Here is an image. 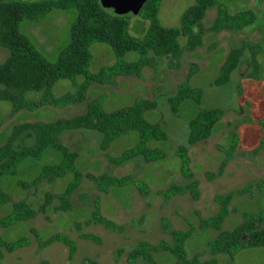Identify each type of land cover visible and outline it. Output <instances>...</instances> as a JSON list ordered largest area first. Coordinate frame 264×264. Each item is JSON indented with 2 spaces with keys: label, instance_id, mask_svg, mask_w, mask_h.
Returning <instances> with one entry per match:
<instances>
[{
  "label": "rangeland",
  "instance_id": "1",
  "mask_svg": "<svg viewBox=\"0 0 264 264\" xmlns=\"http://www.w3.org/2000/svg\"><path fill=\"white\" fill-rule=\"evenodd\" d=\"M230 15L240 12L253 11L256 13V21L241 33L222 31L206 34L204 46L195 53H186L180 69L169 66L166 58L158 59L156 71L145 69L142 79L124 78L117 84V89L130 85L134 90L131 95L120 96L113 93L110 87L96 85L91 87L88 99L101 97L103 109L113 112L132 104L133 97L149 99L156 102V110L146 112V118L152 123H160L168 135L166 141H152L149 147L158 149L166 158L147 164L142 158L133 159L121 165H116L107 159V154L118 158L125 151L130 150L138 143L136 132L123 136L112 143L107 152L102 150L104 135L98 131L81 129L67 131L64 135V145L70 152L78 153L76 170L95 175L108 174L122 178L126 176L142 179L150 187L149 196L144 199L137 190L140 182L131 183L125 187L112 188L108 194L100 192L96 185L84 178L79 189L73 197V209L70 212L53 213V207L30 222H22L14 227L2 230L0 237L7 242H15L23 237H31L32 244L29 247L9 253L0 247L4 253L1 264H41L47 261L49 264H85L87 258L105 264H127L126 253L132 251L140 242L158 244L161 241H172L170 231L192 230L193 235L187 242L189 257L207 250L208 245L219 234L216 229L202 230L199 228L202 220L209 219L219 211V205L215 202L216 196L226 195L250 186L249 179L232 180L229 186H225L224 179L218 177L209 180L210 173H218L222 163L228 162V166L248 165L264 168V0H218ZM195 0H164L160 20L164 27H178L181 17L193 5ZM131 20L130 34L135 37H143L149 28V23L141 15L129 14ZM217 16V9L207 12L205 24L210 27ZM185 42V40H182ZM248 42L255 46L258 53L259 71L253 72V65L249 52L244 54L240 67L231 75L230 82L223 86H215L213 83L220 74V68L230 50L237 45ZM93 61L91 72H97L104 66L114 65L116 62L114 53L108 45L96 44L91 49ZM5 54L8 50L5 49ZM139 55L129 53L127 61H137ZM53 63L54 59H47ZM5 58H0V63ZM198 64L197 74L191 80V86L203 91L201 105L189 100L181 105L178 113H173L169 98L177 90L178 85L186 81L192 62ZM83 78H81V81ZM136 83V85H135ZM67 92H75L73 85L68 80L60 81L54 88L56 96H62ZM37 96L30 93V99ZM88 100V101H89ZM88 103L73 105L64 109V118L69 119L87 112ZM222 110L224 118L215 127L211 138L194 148H190L191 170L200 182L201 199L194 201L189 194L176 196L167 201L158 192L167 189L172 184H187L190 180L182 175V161L177 156L178 147H188L190 135V121L200 112L209 110ZM12 105L0 103V124L9 125L12 119ZM27 115H22L23 121ZM3 127H0V132ZM66 133V132H65ZM6 132L2 133L6 137ZM21 136L14 144L16 150L35 144V135ZM3 139V138H1ZM62 139L59 138V142ZM1 141V140H0ZM3 141V143H5ZM43 156L41 164L36 158H30L19 165V173L15 177H6L1 182V187L10 194L12 202L25 200L31 207L38 211L45 201V195L49 192L61 194L67 185L74 179L72 174L54 183L47 180L39 185L32 182L42 175L46 166H54L62 160L61 155ZM35 165H31L30 163ZM44 164V166H43ZM226 167V168H227ZM225 168V169H226ZM224 180V181H222ZM248 183V184H247ZM255 187H249L246 195H253ZM261 193V191H259ZM248 196L236 195L229 207V215L222 225L223 231H231L241 225L247 213H258L264 210V201ZM55 204H58L56 201ZM105 218L114 221L120 230H112L104 225L93 223L94 212L98 211ZM11 212V206L0 208V219ZM169 226L168 230L164 228ZM38 231L35 237L30 229ZM66 235L76 241L78 251L73 259L69 258V249L62 243L41 248L38 240H48L55 235ZM81 234H93L102 239V244L84 240ZM125 250L119 259L116 251ZM156 258L166 264L174 261L170 254L155 255ZM206 254L203 259H209ZM137 264H145L139 261Z\"/></svg>",
  "mask_w": 264,
  "mask_h": 264
},
{
  "label": "trees",
  "instance_id": "2",
  "mask_svg": "<svg viewBox=\"0 0 264 264\" xmlns=\"http://www.w3.org/2000/svg\"><path fill=\"white\" fill-rule=\"evenodd\" d=\"M164 0H147L140 14L148 23L149 28L143 37L130 34V15H117L103 4V0H47L41 2H0V46L9 51L8 58L0 63V103L12 105L13 115L21 111H35L45 106L57 109L70 105L88 103L87 112L69 119H60L53 123H23L16 125L6 142L0 145V208L11 206V212L0 219V229L7 230L22 222L34 220L38 213L53 207V213L70 212L73 209V197L84 178L91 180L97 189L108 194L112 188L125 187L131 183L140 184L137 190L146 199L150 194V187L142 179L126 176L117 178L108 174L95 175L76 170L78 153L70 152L69 148L59 142L61 135L67 131L87 129L102 133L104 141L102 150L107 152L117 139L136 132L138 143L120 157L114 158L107 154V159L121 165L133 159L142 158L145 163L164 160L167 156L158 149H152V141H166L168 135L160 123H152L146 118V112L156 110L157 104L145 98H138L133 105L123 107L113 112L103 109L101 97L89 100L88 93L94 84L114 85L119 77H134L142 79L145 69L156 71L159 58H166L170 67L180 69L186 53H194L204 46L206 34L209 32L229 31L241 33L256 21L253 11L240 12L230 15L218 0H195L181 17L178 27H164L160 20V11ZM217 9V16L212 25L207 27L205 20L207 12ZM74 11L76 20L71 29V41L59 54L55 62H49L35 45L21 32V25L25 21H32L46 17L54 11ZM185 40V42H182ZM96 44L108 45L115 56L114 65L104 66L97 72H91L93 61L92 47ZM246 52L250 53L253 73H258V53L255 46L248 42L234 46L228 53L220 68V74L213 85L223 86L230 82L231 75L242 62ZM129 53L139 55L137 61L126 60ZM199 66L192 63L186 81L178 85L176 93L169 98L171 110L178 113L181 105L189 100L201 105L203 91L191 86L192 78L197 74ZM81 78L83 80L81 81ZM68 80L75 92H67L62 96L54 94V88L60 81ZM30 93L37 96L30 99ZM89 100V101H88ZM224 118L222 110L200 112L190 121V135L188 147H178L176 154L182 161V175L190 180L187 184H172L167 189L159 191L167 201L176 196L189 194L194 201H200V182L191 170L189 149L208 141L215 127ZM32 132L36 142L33 146H26L20 150L14 147L15 142L25 133ZM53 150L59 153L62 160L54 166H46L40 178L32 184L39 185L47 180L54 183L72 174L74 179L61 194L49 192L45 195L44 203L39 210H34L28 202L21 200L12 202L10 194L2 187L1 182L6 177H15L19 173V165L30 158L41 161L43 155ZM229 163L223 162L218 173H210L209 180H215L224 174ZM249 187H255L264 193V179L250 186L222 196H216L215 202L219 211L209 219L202 220L199 228L202 230L216 229L218 236L209 243L203 253L192 257L187 253V242L193 235L192 230H171L172 241H161L158 244L140 242L129 252L116 251L119 259L124 253L127 264H166L156 258L157 255L170 254L174 261L170 264H218V256L226 254L230 257L229 264H235L236 254L243 250L264 246V210L258 213H247L241 225L231 231H223L222 225L229 215V207L236 195H245ZM58 204H55V202ZM93 223L104 225L108 229L120 230L114 221L94 212ZM169 226H165L166 231ZM32 235L38 231L30 229ZM82 239L102 244V239L93 234H81ZM39 238V237H38ZM41 248L53 243H62L69 249V258L73 259L78 251L76 241L66 235H55L48 240H38ZM31 237H23L15 242H7L0 237V247L12 253L29 247ZM206 254L209 259H203ZM4 253L0 251V264ZM41 264H49L42 261ZM85 264H105L87 258Z\"/></svg>",
  "mask_w": 264,
  "mask_h": 264
},
{
  "label": "crops",
  "instance_id": "3",
  "mask_svg": "<svg viewBox=\"0 0 264 264\" xmlns=\"http://www.w3.org/2000/svg\"><path fill=\"white\" fill-rule=\"evenodd\" d=\"M11 1H22V2L30 3V2H41L47 0H0V2H11ZM76 17H77L76 12L72 10L54 11L44 18L23 22L21 25V32L35 45V47L43 54V56L46 59H54V58L57 59L59 54L68 46V44L71 41V29L73 23L76 20ZM3 51H5V49L0 46V58L4 57L6 60L9 56V52L6 55L5 52ZM192 63H195V61H193ZM124 78H134V77H119L114 85H105V86L110 87V90H112L114 94L120 95L121 97L126 95L128 96L129 94L131 95V93H133L134 90V84L133 86H131L129 84L130 80L126 82L127 83L126 87L121 88L119 90L117 89L118 86L117 84L121 79ZM96 85L98 84H94L92 87ZM138 96L140 95L133 97L131 105L134 104L136 99L141 98ZM72 106L73 105H70L65 109H69V107ZM22 115H27V117H25L23 121H20ZM11 116L12 119L9 125L0 124V127H3L0 132V136H3L2 133L5 132L7 133L6 137H1L3 139L0 138L1 140L0 145L3 144V141L7 140V138L9 137L13 128L16 125L23 123H40V122L53 123L55 121L64 118V108L57 109L54 107L45 106L35 111L25 110L19 112L16 115H13L12 113ZM28 133L29 132L23 135H29ZM67 133L69 132L63 133L60 137V139H62L61 144L63 145H64V135H66ZM46 153H47L46 155H54V154L57 156L59 155L57 152L53 150H48ZM44 157L45 156H43L42 160L40 161L41 164L43 163ZM30 164L35 165L32 162ZM221 178L225 180V182H223L225 186H229L232 180L249 179L251 180L250 183L259 182L260 180L264 179V168L259 166H248V165L228 166L225 169L224 174L222 175ZM243 196H248L253 199H261L262 201H264V193H260L258 190H254L253 195L245 194ZM218 260H219L218 264H229L230 257L226 254H222L218 256ZM234 263L264 264V246L243 249L239 251L234 258Z\"/></svg>",
  "mask_w": 264,
  "mask_h": 264
},
{
  "label": "water",
  "instance_id": "4",
  "mask_svg": "<svg viewBox=\"0 0 264 264\" xmlns=\"http://www.w3.org/2000/svg\"><path fill=\"white\" fill-rule=\"evenodd\" d=\"M147 0H103L105 7L113 10L117 15H139Z\"/></svg>",
  "mask_w": 264,
  "mask_h": 264
}]
</instances>
